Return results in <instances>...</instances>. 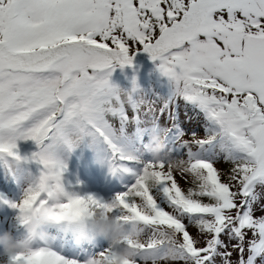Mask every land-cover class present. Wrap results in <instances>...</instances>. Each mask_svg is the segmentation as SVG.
Listing matches in <instances>:
<instances>
[{
	"label": "snow or ice",
	"instance_id": "6c2138e0",
	"mask_svg": "<svg viewBox=\"0 0 264 264\" xmlns=\"http://www.w3.org/2000/svg\"><path fill=\"white\" fill-rule=\"evenodd\" d=\"M137 50L158 61L167 97L134 95L135 77L129 90L110 82ZM181 101L203 116L202 137L184 139ZM157 133L179 169L146 151ZM84 137L133 177L110 201L61 182L59 154ZM27 139L42 169L10 205L20 224L26 210L61 221L100 209L125 226L86 264L120 249L134 264H163L169 246L172 264H264V0H0V155L21 159L16 142ZM162 228L174 239L160 240ZM30 237L40 246L8 264H78Z\"/></svg>",
	"mask_w": 264,
	"mask_h": 264
},
{
	"label": "rangeland",
	"instance_id": "374dc122",
	"mask_svg": "<svg viewBox=\"0 0 264 264\" xmlns=\"http://www.w3.org/2000/svg\"><path fill=\"white\" fill-rule=\"evenodd\" d=\"M157 64H158V61H153L149 57V54L147 52H144L143 50H137L135 51L133 55L132 65L131 66L124 65L123 67L126 68L125 72H128V75L130 78L135 77V79L138 80V78L139 79H147V78L149 79V75H151V77L157 76L160 73L157 68ZM123 67L116 66L112 70L109 80L113 81L112 78L117 76L120 81L119 84L123 85L124 81L126 80V76H122L118 74L119 73L118 70H121ZM144 68L146 69L145 74L141 71V70H144ZM159 76L160 77L158 81H160L162 84H164L165 86H168L171 89L172 85L169 82L168 77L163 76L161 73L159 74ZM181 111L184 112L185 115L188 114L187 110L185 109H181ZM179 121H181L180 122L181 126L183 127L186 133L184 139L190 140L191 139L190 134L192 131H195L197 133V136L200 137V134L203 131L204 120L202 119V117H200L199 113L198 114L194 113L193 115L189 113L187 116H185L183 122L182 120H179ZM167 122L169 121L161 120L162 126H165ZM178 151L182 152L183 150L178 149ZM176 154L177 153L175 152L173 153L174 156ZM68 171H69L68 168L64 166L61 182L64 185L65 190L74 191L81 196H84L86 194H92L93 196L100 198L104 201H110L117 192L124 190L125 185L128 183H131L133 179L131 174L127 172H123L118 179H116L111 172L104 173L103 175L102 174L97 175L96 172L94 173L92 172L91 178L87 177V179H89L87 183L81 182V183L74 184L73 182H75L76 180L74 177L69 175ZM40 172L41 170L38 171L37 174H34L36 182L39 178ZM11 175L13 176V174ZM176 179L178 183L183 187V178L179 174H177ZM21 193H22V190H20V192L18 193V196H16L17 200L16 201L14 200L13 202L18 203L21 200ZM0 196L4 197V195H0ZM12 211L16 212L18 211V209L15 208V210H12ZM259 214H260L259 211H257V215ZM11 219H13V217L10 216L9 212L8 214L0 215V222H4L2 223L3 224L2 229L4 231L6 230L12 233V229H11L12 224H14V226L16 227V231L23 230L26 228L25 226L20 224L19 221L15 222V220L11 221ZM52 224L53 223H49L48 225H45L43 229L47 234L45 237H46L48 247H50L53 251L58 252L59 250H58V247L56 246H60L61 247L60 249L62 250L59 251L58 254L68 259H75L78 262V264H86L88 259L94 257L96 253L101 251L103 248L108 247L109 245V242L101 237H99L100 240H94L91 243H88V242L76 243L73 241V236H72L71 231L67 227L64 226L63 222L60 223V225L57 224L56 228L51 227V230H49L48 226H51ZM192 230L193 228L190 227L189 231L191 232ZM49 233L51 234L50 236L52 237L48 236ZM55 234H57L56 236H59L60 234V237L63 240H61V238L58 240H55L56 237L53 238ZM38 246H40L39 240L34 239L31 241L32 248H36ZM73 250L76 252V255L71 254ZM233 258L235 259V256ZM9 259L10 257L7 254H5L2 249H0V264H5V262H7L8 264Z\"/></svg>",
	"mask_w": 264,
	"mask_h": 264
},
{
	"label": "trees",
	"instance_id": "16d2710c",
	"mask_svg": "<svg viewBox=\"0 0 264 264\" xmlns=\"http://www.w3.org/2000/svg\"><path fill=\"white\" fill-rule=\"evenodd\" d=\"M125 69L126 68L123 67L121 70H118L119 75L126 76V80L123 85L119 84L120 81L117 76L113 77V81L110 80V82L118 86L120 89L129 90L132 88L133 77L130 78L128 72H125ZM141 71L145 74L146 69L144 68V70ZM159 74L155 77H151V75H149V79H135L138 87L136 88L134 95H141L145 99L149 100L167 97L170 94L171 89L158 81L160 77ZM181 109L187 110L188 114H198L197 110L192 109L190 106H185L183 101H181L179 106V120H182V122L188 114L185 115ZM200 117L203 119L201 114ZM164 120L165 119H162V121ZM168 124L169 122H167L165 126ZM203 135L204 132L202 131L200 137ZM16 143L17 147L14 151L21 157V159L16 160L14 157H9L6 154L0 155V192L3 193L9 200H17L16 196H18L20 190H22V199L25 190L36 183L34 174H37L42 167L38 161L31 159L32 153L38 151V147L34 141L27 139L18 140ZM59 158L63 165L68 168L69 175L74 177L75 180L79 182H88V180L81 174L79 169L80 165L87 170L92 168V170L95 169L96 171V169H100L101 171L105 168L107 171H110L111 169L109 163V153H100L94 146L90 147L88 137H84L83 140L71 151H62L59 154ZM216 166L222 170H226L229 167L228 164L222 161L218 162ZM8 168L12 171V177L9 176ZM187 186L186 180L183 179V187L186 188ZM12 210H15V208H7L5 203L0 198V215H5L9 212L10 216L13 217L11 221L18 220V211L13 212ZM11 229L14 237L22 238L27 235L26 228L16 231V227L12 224ZM195 232L196 229L193 228L191 233L195 234Z\"/></svg>",
	"mask_w": 264,
	"mask_h": 264
},
{
	"label": "clouds",
	"instance_id": "9594fccd",
	"mask_svg": "<svg viewBox=\"0 0 264 264\" xmlns=\"http://www.w3.org/2000/svg\"><path fill=\"white\" fill-rule=\"evenodd\" d=\"M165 147L162 134L157 133L150 137L147 142L146 151L154 161L159 162L163 158L170 167L179 169L182 163L181 160L176 157H169L165 152ZM127 153L133 158H138L136 152L131 148L127 149ZM24 215L27 229L26 236L17 238L9 231H0V249L9 257L17 254L30 256V253L33 251L30 234H37L45 237L47 234L43 229L44 226L49 223L60 224L63 222L64 226L71 231L73 241L76 243L92 242L97 237H101L109 243L118 244L126 234L124 225L117 222L114 217L100 209H90L61 221H54L48 214L43 212L37 213L26 210ZM159 239L168 242L173 240L174 236L170 230L162 228ZM131 240L133 245L141 243V240L136 237H131ZM172 257L173 250L169 246L164 252L163 264H172ZM5 264H7V262H5ZM20 264H27V262L21 261ZM109 264H134V262L127 249H120L113 254Z\"/></svg>",
	"mask_w": 264,
	"mask_h": 264
},
{
	"label": "bare ground",
	"instance_id": "6f19581e",
	"mask_svg": "<svg viewBox=\"0 0 264 264\" xmlns=\"http://www.w3.org/2000/svg\"><path fill=\"white\" fill-rule=\"evenodd\" d=\"M109 156H110V153H109ZM79 169H81V168H79ZM84 172H85V175L88 176V177H90V178H91V174H92V172H93V173L96 172L97 175H101V174L103 175L104 173L111 172V173L114 175V177H115L116 179H118V178L121 176V171L113 172L111 169H110V171H107V169H105V168L102 169L101 171H100V169H96V171H95V169L92 170V168H91L90 170H87V169L85 168ZM73 183H74V184H77V183H75V182H73ZM95 240H100V238L97 237Z\"/></svg>",
	"mask_w": 264,
	"mask_h": 264
}]
</instances>
